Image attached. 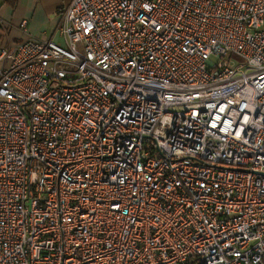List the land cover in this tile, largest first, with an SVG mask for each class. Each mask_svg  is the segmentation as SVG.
<instances>
[{
  "label": "built area",
  "instance_id": "2783aa9c",
  "mask_svg": "<svg viewBox=\"0 0 264 264\" xmlns=\"http://www.w3.org/2000/svg\"><path fill=\"white\" fill-rule=\"evenodd\" d=\"M26 25L0 37V264H264V0Z\"/></svg>",
  "mask_w": 264,
  "mask_h": 264
},
{
  "label": "crops",
  "instance_id": "0c3cea01",
  "mask_svg": "<svg viewBox=\"0 0 264 264\" xmlns=\"http://www.w3.org/2000/svg\"><path fill=\"white\" fill-rule=\"evenodd\" d=\"M71 0H0V37L8 45L20 42L26 35L18 26L26 21V31L36 38H52L59 14Z\"/></svg>",
  "mask_w": 264,
  "mask_h": 264
},
{
  "label": "rangeland",
  "instance_id": "374dc122",
  "mask_svg": "<svg viewBox=\"0 0 264 264\" xmlns=\"http://www.w3.org/2000/svg\"><path fill=\"white\" fill-rule=\"evenodd\" d=\"M212 61H214V59L212 58Z\"/></svg>",
  "mask_w": 264,
  "mask_h": 264
}]
</instances>
